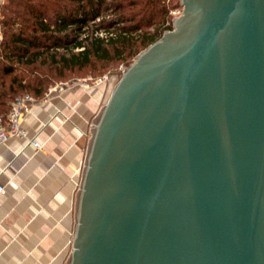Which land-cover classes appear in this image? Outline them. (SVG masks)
Masks as SVG:
<instances>
[{
	"label": "water",
	"instance_id": "water-1",
	"mask_svg": "<svg viewBox=\"0 0 264 264\" xmlns=\"http://www.w3.org/2000/svg\"><path fill=\"white\" fill-rule=\"evenodd\" d=\"M91 127L67 264H264V0H180Z\"/></svg>",
	"mask_w": 264,
	"mask_h": 264
},
{
	"label": "crops",
	"instance_id": "crops-1",
	"mask_svg": "<svg viewBox=\"0 0 264 264\" xmlns=\"http://www.w3.org/2000/svg\"><path fill=\"white\" fill-rule=\"evenodd\" d=\"M102 92L74 87L52 95L23 118L27 136L0 144V264H67L86 137L111 93Z\"/></svg>",
	"mask_w": 264,
	"mask_h": 264
},
{
	"label": "trees",
	"instance_id": "trees-1",
	"mask_svg": "<svg viewBox=\"0 0 264 264\" xmlns=\"http://www.w3.org/2000/svg\"><path fill=\"white\" fill-rule=\"evenodd\" d=\"M47 0L42 3H30L25 0H10L14 2L13 16L8 17L5 10L0 19L2 23V39L0 40V113H5L8 100L16 91L14 63H32L43 52L51 62H61L67 68H82L91 64L93 59L108 61L123 57V51L136 53L139 45L146 47L158 39L165 30L173 27L170 10L179 4V0ZM62 1V2H61ZM104 11L121 12L115 20L109 19L100 24L119 25L126 20L134 21L130 25H122L119 31L107 37L97 35H81L82 29L90 20L100 16L101 7ZM140 5L131 16L122 13L128 6ZM27 6L29 7L27 9ZM25 9L26 11H23ZM47 10V12L43 10ZM29 13L32 18L19 17ZM140 15V16H139ZM138 16V17H137ZM18 18L16 23L14 18ZM156 19H160L158 22ZM158 23V24H157ZM152 25L155 27L149 30ZM3 26L6 27L3 28ZM105 28V27H103ZM145 28L144 30H142ZM108 29V28H106ZM81 35V36H80ZM58 47L64 51L58 52ZM74 48H80L75 51ZM55 49V50H53ZM8 75L7 84L3 77ZM41 84V81L38 84ZM40 92V90H38Z\"/></svg>",
	"mask_w": 264,
	"mask_h": 264
},
{
	"label": "rangeland",
	"instance_id": "rangeland-1",
	"mask_svg": "<svg viewBox=\"0 0 264 264\" xmlns=\"http://www.w3.org/2000/svg\"><path fill=\"white\" fill-rule=\"evenodd\" d=\"M46 1L47 0H25V2L27 3L28 2L42 3L43 7L47 9ZM107 1L109 2L110 0ZM54 2L56 4V0ZM14 6H15L14 2H10V0H0V19L3 16L2 12L4 10L5 12H7L6 15L8 17H10V15L13 16L14 13H12V10H14L15 8ZM140 7H141L140 5H134L131 7L128 6L125 9H123L122 13H126L127 16H131V13H133V11L140 9ZM28 8L29 7L27 6V9ZM103 8H104V4L101 7V11H100L101 15L99 16V19L96 18L93 21L90 20L89 22L86 23L84 28L81 30L82 36H84L85 33L89 35L100 36L99 35L100 32H102L103 35L102 37H106V35L110 36L111 33L112 34L117 33L120 30L119 27H121L122 25H130L134 22V21L126 20L124 22H120L119 25H113L114 28H111L112 26L111 24H107V26L109 25V27H106L104 24H100V22L104 20L105 22H107L109 19L115 20L121 12L117 11L116 13L115 12L111 13L108 12L110 10L104 11ZM47 10L48 12L50 11L49 9ZM47 10L44 9L43 11L47 12ZM23 11L26 10L23 9ZM19 17L26 18L27 20L29 19L28 22H30V20L32 19L30 18L31 15L28 12L21 14ZM14 19L16 20V23L19 21V19L16 17ZM156 20L158 22L160 19H156ZM154 27L155 25H152L148 29L152 30ZM3 28L6 29L5 26H3ZM144 29L145 28H143L142 30ZM96 31L98 32V34H96ZM2 34H3L2 23L0 21V40L2 39ZM144 48L145 47L139 45V48H137L138 51L132 55L130 54V52H128L129 50L126 49L122 53L123 57L119 59L113 58L108 61L93 59L91 64L82 68H77V67L67 68L64 67L61 64V62L58 63L51 62L49 60L50 58H48V56L46 55L47 53H50L51 50H49L47 53L43 52L42 56L38 57L35 62L29 64L23 63L21 61L17 63L15 62L14 65L16 66V68L14 70V74L16 78V83H15L16 91L11 99H13L16 96H20L28 93L35 98L37 104H41L45 99H48L52 95H56L58 93H61L65 89H71L74 87L85 88V89L98 87V88H102L103 90L102 93L104 94L108 89H110V91L113 89L114 85L118 82L119 78L121 77L125 67L131 64L136 58L137 54L140 51H142ZM74 49L75 51H77L80 48H74ZM57 51L58 52L64 51V47H58ZM8 78H9L8 75L2 78L3 79L2 82L4 85L7 84ZM39 81H41V84L40 83L38 84ZM79 82H83V85L80 86L78 84ZM109 85H111L110 88H108ZM38 90H40V92ZM11 99L8 100L7 102L8 105ZM102 104H105V102H102L101 105ZM91 136H92V131H90L88 133V136L86 137V154H87L88 143ZM85 158L83 164H85ZM82 167L84 168V166ZM83 168H81V171ZM73 215L74 214L72 213L71 218L74 217ZM73 225L74 222L72 221L71 230H70L71 238L69 243V255L72 250V239H73V231H74Z\"/></svg>",
	"mask_w": 264,
	"mask_h": 264
},
{
	"label": "built area",
	"instance_id": "built-area-1",
	"mask_svg": "<svg viewBox=\"0 0 264 264\" xmlns=\"http://www.w3.org/2000/svg\"><path fill=\"white\" fill-rule=\"evenodd\" d=\"M182 11L183 5L179 0V4L170 10L172 25H174V17L181 15ZM96 18L99 19V16ZM96 34H98L97 31ZM99 35L102 37V32ZM78 84L82 86L83 82H79ZM35 105H37L35 98L28 93L11 99L6 112L0 113V144L5 142L9 137L27 136V130L23 127L22 121ZM29 143L36 149L41 146L35 137H30ZM3 190L4 186L0 183V193Z\"/></svg>",
	"mask_w": 264,
	"mask_h": 264
}]
</instances>
